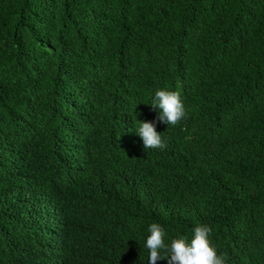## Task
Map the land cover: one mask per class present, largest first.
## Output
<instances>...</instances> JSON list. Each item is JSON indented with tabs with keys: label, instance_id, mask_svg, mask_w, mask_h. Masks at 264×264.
<instances>
[{
	"label": "trees",
	"instance_id": "1",
	"mask_svg": "<svg viewBox=\"0 0 264 264\" xmlns=\"http://www.w3.org/2000/svg\"><path fill=\"white\" fill-rule=\"evenodd\" d=\"M152 223L264 264V0H0V264H148Z\"/></svg>",
	"mask_w": 264,
	"mask_h": 264
},
{
	"label": "clouds",
	"instance_id": "2",
	"mask_svg": "<svg viewBox=\"0 0 264 264\" xmlns=\"http://www.w3.org/2000/svg\"><path fill=\"white\" fill-rule=\"evenodd\" d=\"M153 110L159 108L160 113L156 122L176 126L186 118L187 111L181 94L178 91L159 89L150 103ZM156 122H141L136 130L143 141L145 150L165 149L166 142L162 134L156 130ZM146 240L149 250L148 264H156L160 259H168V264H226L223 255H218L210 240L212 228L207 224H197L193 229L190 242L187 237L173 239L169 245L165 244V229L159 223H152ZM162 252L166 253L162 255Z\"/></svg>",
	"mask_w": 264,
	"mask_h": 264
}]
</instances>
